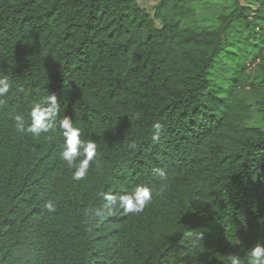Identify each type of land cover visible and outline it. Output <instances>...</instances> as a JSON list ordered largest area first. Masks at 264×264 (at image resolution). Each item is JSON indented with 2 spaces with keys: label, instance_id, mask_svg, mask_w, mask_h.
<instances>
[{
  "label": "trees",
  "instance_id": "1",
  "mask_svg": "<svg viewBox=\"0 0 264 264\" xmlns=\"http://www.w3.org/2000/svg\"><path fill=\"white\" fill-rule=\"evenodd\" d=\"M204 1L150 18L136 0H0V264H230L264 239V99L250 126L237 96L253 68L264 80V0L181 29ZM51 93L98 145L82 180L58 127L16 130ZM137 184L157 192L144 212L94 217L98 193Z\"/></svg>",
  "mask_w": 264,
  "mask_h": 264
},
{
  "label": "clouds",
  "instance_id": "2",
  "mask_svg": "<svg viewBox=\"0 0 264 264\" xmlns=\"http://www.w3.org/2000/svg\"><path fill=\"white\" fill-rule=\"evenodd\" d=\"M10 88L9 78L0 75V98L5 97ZM0 103H3V99H0ZM59 112L60 103L57 95L51 93L33 104L30 110V123L26 122L22 114L16 115L15 127L19 133L31 134L34 137L49 133L58 127L63 136L60 159L73 170L72 178L79 181L88 174L97 155L98 145L93 139H82V131L75 126L71 116L65 115L62 119H58ZM154 127L159 131L161 126L157 123ZM98 195L104 203L94 210V217L103 218L113 215L118 208L122 209L123 214L142 213L151 204L157 192L154 187L137 184L134 188L125 189L118 195L106 191ZM44 208L48 213L57 211L55 203L50 199L44 204ZM245 257L246 260L241 259L237 254L229 253L226 259L230 264H264V239L258 238L248 248Z\"/></svg>",
  "mask_w": 264,
  "mask_h": 264
},
{
  "label": "rangeland",
  "instance_id": "3",
  "mask_svg": "<svg viewBox=\"0 0 264 264\" xmlns=\"http://www.w3.org/2000/svg\"><path fill=\"white\" fill-rule=\"evenodd\" d=\"M138 6L147 11L150 18H153L155 6L159 0H136ZM243 3V0H239ZM234 0H205L197 8L195 17L180 22V28L187 31L199 32L216 26V18L221 14H227L234 8ZM156 26L160 24L155 22ZM240 99L246 100L252 105V119L248 122L250 126L261 124L259 110L260 103L264 99V80L261 70L253 68L248 71L244 78V86L237 93Z\"/></svg>",
  "mask_w": 264,
  "mask_h": 264
}]
</instances>
